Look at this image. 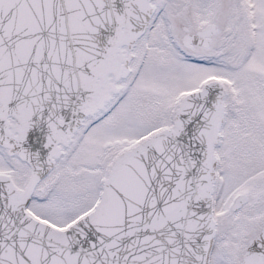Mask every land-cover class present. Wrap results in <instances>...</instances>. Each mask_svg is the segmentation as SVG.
I'll return each mask as SVG.
<instances>
[{
	"label": "snow or ice",
	"instance_id": "obj_1",
	"mask_svg": "<svg viewBox=\"0 0 264 264\" xmlns=\"http://www.w3.org/2000/svg\"><path fill=\"white\" fill-rule=\"evenodd\" d=\"M0 264H264V0H0Z\"/></svg>",
	"mask_w": 264,
	"mask_h": 264
}]
</instances>
